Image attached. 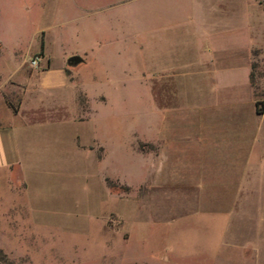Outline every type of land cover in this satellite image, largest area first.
Listing matches in <instances>:
<instances>
[{"label": "rangeland", "instance_id": "1", "mask_svg": "<svg viewBox=\"0 0 264 264\" xmlns=\"http://www.w3.org/2000/svg\"><path fill=\"white\" fill-rule=\"evenodd\" d=\"M249 19L264 25V0H0V94L39 73L29 64L38 55L39 71L46 55L83 61L73 81L53 76L26 93L19 113L0 98V123L17 130L27 164L0 182V264H254V245L264 264L262 146L231 188L221 146L163 137L177 154L163 165L167 186H152L153 116L195 98L171 96L183 82L172 64L245 46L232 25ZM216 58L223 87L241 96L242 59ZM78 94L84 123L72 120ZM75 136L105 150L80 151Z\"/></svg>", "mask_w": 264, "mask_h": 264}, {"label": "crops", "instance_id": "2", "mask_svg": "<svg viewBox=\"0 0 264 264\" xmlns=\"http://www.w3.org/2000/svg\"><path fill=\"white\" fill-rule=\"evenodd\" d=\"M232 26L235 31L246 30L248 42L245 46L241 48L238 45L231 47L219 46L217 55L212 53L207 59H192L190 60L191 65L187 64L186 66L179 65V61L172 64L173 70L170 76L181 78L183 82L172 87L173 89L170 90L172 92L171 96L182 98L184 90H191L190 92H193L195 98L193 100L188 98L187 101H178V104L169 103L173 107L169 111V113H172L171 115L159 116L155 114L153 116V129L150 140L153 150L151 166L152 186L154 188L167 186V184H164L167 182L165 180L167 172H164L163 165L169 156L172 157L177 154V151L172 153L171 148L165 151L167 143L162 141L163 137H168L171 141L180 138L185 143V147L190 144L201 147L207 143L221 146L223 150L225 149L226 155L231 156V176L229 177L231 180L228 181L230 184L228 187L231 188L239 185V172L243 169L248 171L247 166L249 168L253 157L257 155L256 148L262 146L264 151V25L256 19H249L247 22H237ZM205 49L207 52L212 51L210 47ZM216 56L224 60L242 59V62L238 63V67L243 70L241 84L245 92L241 96L232 92L228 84L223 87L224 76L219 74L223 70L221 66L218 67ZM69 57L59 65H55L52 63L53 58L46 55L45 68L39 71L41 67L40 56H36L39 68L34 70L39 73L37 75L27 73L24 75L25 78L17 80L19 83H11L9 87H6L3 90L4 94H0L5 106L13 112L19 113L25 94L38 92L43 86L48 85L49 79L53 76L61 82L73 81L75 76L72 67L83 61L71 64L68 61ZM255 67L257 72L253 71ZM189 69L190 72H187ZM189 74L193 78L200 77L201 81L204 79L210 80L211 83L208 89H204L203 83H189L187 77ZM253 74L257 77L254 80L251 78ZM221 82L222 84H220ZM80 98L81 96L78 94L76 100L79 112L73 116L72 120L84 123L89 119L82 118L80 115ZM39 108H43L42 101L37 102L36 109L33 107L32 110ZM155 112L157 111L155 110ZM167 123L170 126L168 131L165 126ZM23 131L24 129H21L22 134ZM74 142L75 147L83 152H94L95 148L92 146L97 142L100 143L97 139L84 142L79 136H75ZM103 149L105 150L104 147ZM183 150L182 153L184 154V152H191L192 149L189 147V149ZM203 151L207 150L201 152L204 153ZM23 153L17 130L11 124L0 123V182L11 178L13 174L20 171L27 174V164ZM174 178L179 179L175 176ZM231 243L234 244L233 247H236L235 240H232ZM261 256L262 248L254 245L253 254L251 255V259L255 261L254 264L259 263Z\"/></svg>", "mask_w": 264, "mask_h": 264}, {"label": "water", "instance_id": "3", "mask_svg": "<svg viewBox=\"0 0 264 264\" xmlns=\"http://www.w3.org/2000/svg\"><path fill=\"white\" fill-rule=\"evenodd\" d=\"M68 61L71 64H77L82 61V58L78 55H72L69 57Z\"/></svg>", "mask_w": 264, "mask_h": 264}, {"label": "built area", "instance_id": "4", "mask_svg": "<svg viewBox=\"0 0 264 264\" xmlns=\"http://www.w3.org/2000/svg\"><path fill=\"white\" fill-rule=\"evenodd\" d=\"M30 66L37 67L38 66V58H32L29 62Z\"/></svg>", "mask_w": 264, "mask_h": 264}]
</instances>
